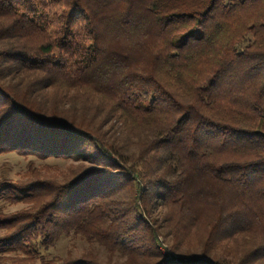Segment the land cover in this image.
<instances>
[{"label":"trees","instance_id":"1","mask_svg":"<svg viewBox=\"0 0 264 264\" xmlns=\"http://www.w3.org/2000/svg\"><path fill=\"white\" fill-rule=\"evenodd\" d=\"M8 151L0 264H264V0H0Z\"/></svg>","mask_w":264,"mask_h":264},{"label":"rangeland","instance_id":"2","mask_svg":"<svg viewBox=\"0 0 264 264\" xmlns=\"http://www.w3.org/2000/svg\"><path fill=\"white\" fill-rule=\"evenodd\" d=\"M29 162H32L35 167H38L40 170L44 171L46 175H55L57 177L68 166L71 160L38 158L31 155L23 156L15 151L3 152L0 153V179L8 178L14 181L20 179L25 173ZM21 206V204H6L0 202V209L6 212L17 210ZM1 233L2 232L0 230V234ZM159 243L161 245V250L162 248L167 250H162L164 253L169 251V257L167 256L168 259L175 257L174 253L169 250L170 241L168 237L160 236ZM89 248H93V250L102 258H104L106 255L105 251L100 246L96 244H92L91 246L83 238L79 236L73 237L71 235L61 236L56 241L54 246L50 248L49 253L50 255L57 254L59 256H66L67 253H71L73 256H75Z\"/></svg>","mask_w":264,"mask_h":264},{"label":"built area","instance_id":"3","mask_svg":"<svg viewBox=\"0 0 264 264\" xmlns=\"http://www.w3.org/2000/svg\"><path fill=\"white\" fill-rule=\"evenodd\" d=\"M162 250H164V251H167L165 248H164V249L162 248ZM167 253H168V252H167ZM167 256L169 257V253H168V255H167Z\"/></svg>","mask_w":264,"mask_h":264}]
</instances>
